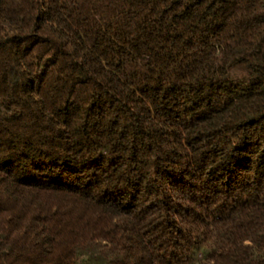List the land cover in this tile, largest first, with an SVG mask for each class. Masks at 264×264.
Listing matches in <instances>:
<instances>
[{"label": "trees", "instance_id": "obj_1", "mask_svg": "<svg viewBox=\"0 0 264 264\" xmlns=\"http://www.w3.org/2000/svg\"><path fill=\"white\" fill-rule=\"evenodd\" d=\"M0 264H264V0H0Z\"/></svg>", "mask_w": 264, "mask_h": 264}]
</instances>
